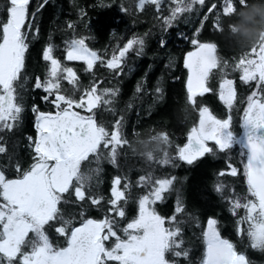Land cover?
Returning <instances> with one entry per match:
<instances>
[{
    "label": "trees",
    "instance_id": "trees-1",
    "mask_svg": "<svg viewBox=\"0 0 264 264\" xmlns=\"http://www.w3.org/2000/svg\"><path fill=\"white\" fill-rule=\"evenodd\" d=\"M7 3L8 0H0V22L6 19ZM137 3L138 0H30L26 24L22 29L28 48L24 54V67L15 84L16 102L23 110L11 130H0V146L6 148L0 153V171L7 178L14 179L21 174L17 172L18 166L21 170L29 169L33 163V141L37 137V113L33 109L36 107L39 112L46 113L56 109L49 100L43 99L46 96L43 89L35 88L37 78L41 81L49 78L50 62L43 59V51L51 46L52 55L60 62L61 69L71 68L77 76L78 90L61 78L62 94L79 100L93 85L98 90L116 91L115 96L107 97L110 104H101L92 113L74 110L83 115H93L97 124L109 131L114 121L122 118L121 135L128 141L117 150L115 162L108 150H103L99 158L90 156L89 161L83 162L82 171L91 176L87 195L102 198L101 203L93 205L90 198L79 201L74 194L65 193L58 205L57 218L44 227L53 247H67L66 236L57 232L65 221H71L72 227H78L87 219L99 221L108 218L116 221L115 230L123 237L121 229L137 217L138 200L150 190L140 185L139 177L151 175L153 178L175 177L173 186L163 194V199L151 206L165 218L166 227L180 229L177 237L183 242L180 250L188 252L187 258L168 253L167 259L171 264H201L205 251L202 233L209 218L217 221L216 228L221 237L245 254L249 264H264V250L252 249L247 236L238 232V220L244 215V210L239 209L238 215H233L229 202V198L247 196L245 158L240 155L239 145L224 152L216 150L214 154H206L191 165L178 158L175 166L160 163L165 152L175 157L178 147L187 142L191 128L198 126L199 107H207L218 119L231 116L234 130L240 131L247 97L256 85L255 82L243 83L239 78L240 72L232 68L245 53H250L252 46L258 45L259 38L245 41L239 33H233L232 27L262 30L264 0H247L246 8L237 4L236 13L227 16L222 15L224 0H206L205 5H195V11L180 15L171 26H164L161 19L169 16L170 9L176 6L171 0H162L159 10L151 4L140 10ZM213 4L217 8L209 13L208 8ZM217 13H221L219 22ZM69 24L73 27L69 28ZM134 37L144 40L141 54L137 55L136 50L130 51L121 68L108 69L106 61ZM72 39H84L86 46L100 57L91 71L87 70L83 60L66 59L67 42ZM194 39L198 44L214 43L217 57L227 63L226 78L234 81L237 93L231 110L219 99L222 77L219 70H214L209 77L207 86L210 91L197 97L195 107L188 104V70L184 61L187 54L198 46L192 43ZM157 88L161 91L157 92ZM162 133L169 137V144L152 139ZM208 143L215 149L213 142ZM149 152L154 161L146 158ZM229 163L237 169V176L227 174L230 172ZM222 170L226 174L219 176ZM117 177L121 179V189L126 192V201L118 205L125 211L123 218L109 211L112 207L109 203L111 189ZM220 183L226 186L223 195L215 190ZM124 184L129 187L124 189ZM70 193H74V189H70ZM178 200L183 207L181 213L175 211ZM173 217L175 220L169 223ZM32 236L30 233L29 237ZM113 243L114 240L105 242L108 247ZM25 250L30 251V246Z\"/></svg>",
    "mask_w": 264,
    "mask_h": 264
},
{
    "label": "snow or ice",
    "instance_id": "snow-or-ice-1",
    "mask_svg": "<svg viewBox=\"0 0 264 264\" xmlns=\"http://www.w3.org/2000/svg\"><path fill=\"white\" fill-rule=\"evenodd\" d=\"M176 6L170 9V15L161 17L164 26L184 13L195 11V5H205L206 0H171ZM30 0H8L6 19L0 22V130H11L22 112L16 97L15 84L24 67V54L28 48L25 27ZM151 4L160 9L162 0H138L137 8L144 9ZM222 15L235 14L237 4L248 7L247 0H224ZM217 8L213 4L208 8L212 13ZM126 10V9H125ZM221 13H217L218 21ZM69 28L73 25L69 24ZM238 27L233 26V33H238ZM195 51L185 57L184 66L188 70L186 83L187 102L195 107L197 97L209 92L207 86L209 77L214 70L222 73L219 83V99L231 110L236 100L234 81L226 78L228 67L216 55L217 46L214 43H199ZM143 38L129 39L118 52L106 61L108 69L121 68L126 55L136 50L140 55L143 49ZM138 46V48H137ZM52 47L43 51V59L50 62L49 78L41 81L37 78L35 88H42L46 95H54L51 103L56 112H39L34 107L36 115L35 127L37 137L34 143L33 163L27 170L17 167L21 173L17 178L9 179L0 171V264H171L167 254L176 257H188L186 250H180L182 240L179 228L166 227V220L156 213L154 205L163 199V194L171 189L175 177L153 178L151 175L139 177L140 185L149 187V191L138 200V215L128 222L121 230L123 237L115 230V220L87 219L78 227H72L71 221L57 228V232L67 238V247L55 249L44 231L50 221L57 218L59 207L65 193L74 194L76 199L84 201L90 198L93 205L101 203L102 198L88 197L91 176L82 171V164L89 161L90 156L97 158L108 150L113 162L117 150L128 144L121 135L122 118L114 121L111 131L98 125L93 115H81L74 109H83L92 113L101 104L108 105L115 96L112 89L98 90L93 85L86 90L79 100L70 95L62 94L61 78L78 90L76 73L71 68L61 69L60 62L53 57ZM66 59L68 61L83 60L87 70L91 71L100 59L95 51L90 50L84 39H72L67 42ZM233 71L240 72V80L249 84L255 82V90L247 97V105L243 109L240 131L234 130L232 117L216 118L207 107H199L198 126L191 128L187 142L178 147L176 156L167 152L160 163L175 166V159L193 164L206 154L216 150L224 152L234 145L241 148L240 155L245 158L243 164L247 184V196L229 198L233 215L243 209L244 215L238 220V232L246 235L252 249L264 250V31L261 32L258 45L245 53L233 66ZM139 90V89H138ZM66 91V90H65ZM161 90L157 88V92ZM32 139L31 137L29 138ZM153 140L159 139L163 144H169V137L162 133ZM209 141L215 149L209 146ZM6 148L0 146V153ZM149 161L155 158L151 152L146 154ZM230 172L237 176L235 167L229 163ZM225 171L218 173L225 175ZM121 179L115 178L111 189L112 206L109 211L123 218L125 211L118 207L121 201H126V192L121 189ZM128 184L123 188L127 189ZM225 185L220 183L215 190L223 195ZM74 189V193H70ZM181 213L183 207L179 200L175 209ZM175 220L171 218L169 223ZM217 221L209 218L202 236L205 251L201 264H249L245 254L236 250L234 244L221 237L216 228ZM247 225L245 228L244 226ZM34 234L31 238L29 234ZM114 240L111 247L105 242ZM30 246V251L25 249Z\"/></svg>",
    "mask_w": 264,
    "mask_h": 264
},
{
    "label": "clouds",
    "instance_id": "clouds-1",
    "mask_svg": "<svg viewBox=\"0 0 264 264\" xmlns=\"http://www.w3.org/2000/svg\"><path fill=\"white\" fill-rule=\"evenodd\" d=\"M251 19H252V17H249V20H251ZM262 31H264V28H262V30H260L259 32H257V30L254 28H239L238 29L239 35L245 41H248V42H251V41L259 38Z\"/></svg>",
    "mask_w": 264,
    "mask_h": 264
},
{
    "label": "flooded vegetation",
    "instance_id": "flooded-vegetation-1",
    "mask_svg": "<svg viewBox=\"0 0 264 264\" xmlns=\"http://www.w3.org/2000/svg\"><path fill=\"white\" fill-rule=\"evenodd\" d=\"M44 91V90H43ZM45 93V92H44ZM46 95H48L47 93H45ZM54 99V97L52 98L51 96H49V102L51 103V100H53ZM51 105L53 106V104L51 103ZM55 107V106H54Z\"/></svg>",
    "mask_w": 264,
    "mask_h": 264
},
{
    "label": "rangeland",
    "instance_id": "rangeland-1",
    "mask_svg": "<svg viewBox=\"0 0 264 264\" xmlns=\"http://www.w3.org/2000/svg\"><path fill=\"white\" fill-rule=\"evenodd\" d=\"M78 61H82V60H78ZM41 89H42V88H41ZM56 111H57V109H55L54 112H56ZM54 112H53V113H54ZM81 115H83V114H81ZM209 142H212V141H209ZM32 235H34V234H32Z\"/></svg>",
    "mask_w": 264,
    "mask_h": 264
},
{
    "label": "water",
    "instance_id": "water-1",
    "mask_svg": "<svg viewBox=\"0 0 264 264\" xmlns=\"http://www.w3.org/2000/svg\"><path fill=\"white\" fill-rule=\"evenodd\" d=\"M54 106V105H53Z\"/></svg>",
    "mask_w": 264,
    "mask_h": 264
}]
</instances>
